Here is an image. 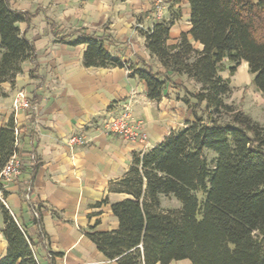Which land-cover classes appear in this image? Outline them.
Masks as SVG:
<instances>
[{
    "label": "trees",
    "instance_id": "obj_1",
    "mask_svg": "<svg viewBox=\"0 0 264 264\" xmlns=\"http://www.w3.org/2000/svg\"><path fill=\"white\" fill-rule=\"evenodd\" d=\"M170 1L169 18L141 29L151 57L165 72L146 62L130 69L146 83L151 100H160L175 76L196 83L198 93L183 98L195 120L134 154L125 175L110 183V191L128 195L112 204L118 229L89 236L119 264L183 259L192 264H264V124L228 101L233 87L221 74L225 68L234 73L246 62L264 97V0H187L191 29L175 43L169 42L171 27L182 18L177 4L184 0ZM27 19L9 0H0V97L6 95L2 84H14L23 63L35 56L34 43L18 26ZM80 32L59 40L86 44V67L124 66L107 50L109 36ZM20 133L13 120L0 129V170L13 154L22 159L28 152ZM162 195L175 197L182 206L163 207ZM0 205L8 241L0 264H39L33 239Z\"/></svg>",
    "mask_w": 264,
    "mask_h": 264
},
{
    "label": "crops",
    "instance_id": "obj_2",
    "mask_svg": "<svg viewBox=\"0 0 264 264\" xmlns=\"http://www.w3.org/2000/svg\"><path fill=\"white\" fill-rule=\"evenodd\" d=\"M156 1L9 0L12 9L28 14L27 21L18 26L34 43L35 56L23 63L14 84H2L6 95L0 97V129L13 120L28 152L22 158L25 165L20 175L5 183L6 195L0 203L33 239L39 264H119L89 236L119 227L112 204L128 195L110 191V183L125 175L135 153L155 147L195 120L183 98L198 93L196 83L175 76L163 97L151 100L146 83L130 69L146 62L165 72L151 57L146 36L138 27H152ZM164 1V17L169 18L171 1ZM177 6L183 15L171 27L170 43L191 29L188 1ZM80 31L109 36L106 48L124 66L86 67L87 45L59 40L81 36ZM194 45L202 48L199 42ZM21 90L34 105L32 109L15 111L13 101ZM126 104L142 121L147 142L128 141L104 131L105 122L118 117ZM74 134L84 135L88 142L72 151L66 140ZM33 154L36 169L30 162ZM4 227L0 205V258L8 250ZM170 264L192 262L183 259Z\"/></svg>",
    "mask_w": 264,
    "mask_h": 264
},
{
    "label": "built area",
    "instance_id": "obj_3",
    "mask_svg": "<svg viewBox=\"0 0 264 264\" xmlns=\"http://www.w3.org/2000/svg\"><path fill=\"white\" fill-rule=\"evenodd\" d=\"M154 11L157 20L163 19L165 14V1L157 0ZM138 27L140 29H147L142 24H139ZM13 107L15 111H18L20 109H32L34 105L26 93L21 90L14 98ZM104 131L106 133L117 134L128 141L147 142L148 140V133L144 129L142 121L133 116L130 104H126L123 107L118 117L111 118L105 122ZM18 133L19 131L16 128V134L18 135ZM18 142L19 141L16 140V145ZM87 142L86 137L82 134H74L66 140L67 146L72 151L80 146L86 145ZM35 161L36 157L33 154L30 156V162L35 164ZM24 165V161L17 154H13L6 165L0 170V199L3 198L5 183L15 180L20 175ZM29 190H31V188Z\"/></svg>",
    "mask_w": 264,
    "mask_h": 264
},
{
    "label": "rangeland",
    "instance_id": "obj_4",
    "mask_svg": "<svg viewBox=\"0 0 264 264\" xmlns=\"http://www.w3.org/2000/svg\"><path fill=\"white\" fill-rule=\"evenodd\" d=\"M221 74L224 78H228L231 81V86L233 87V92L228 101L235 103L239 107H245L244 111L246 113L259 123L264 124V97L253 83V75L247 65L241 64L234 73L225 68ZM199 111L201 112V110ZM199 197L201 200L204 198L202 193H199ZM161 202L165 208L182 206V203L173 196L162 195Z\"/></svg>",
    "mask_w": 264,
    "mask_h": 264
}]
</instances>
